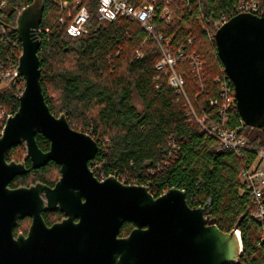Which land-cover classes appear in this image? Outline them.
<instances>
[{
	"label": "trees",
	"instance_id": "trees-1",
	"mask_svg": "<svg viewBox=\"0 0 264 264\" xmlns=\"http://www.w3.org/2000/svg\"><path fill=\"white\" fill-rule=\"evenodd\" d=\"M33 0H3L0 25L13 27L17 9ZM68 7L63 9L62 2ZM85 5L87 0H80ZM135 4L152 0H130ZM264 5V0H258ZM44 12L38 49L40 85L49 111L55 117L64 114L75 131L88 134L97 143V152L89 168L97 179L114 176L124 184L145 186L153 197L171 188L185 192L190 207H202L209 200L211 217L222 232L238 224L242 251L235 264H264V222L251 218L256 206L246 194H240L239 175L249 167L256 151L264 149V132L242 126L237 110L229 111L227 125L239 128L246 146L239 156L221 146L194 118L187 115L184 98L166 84V78L154 68L160 57L157 43L147 38L140 27L126 19L99 21L95 2L90 3L88 32L69 34L68 22H59L72 12V0H43ZM235 0H200L199 3L175 2L170 24L155 18V33L170 41L171 48L187 45L203 62L202 77L190 72L186 61L179 62L177 72L184 79V92L197 118L218 119L217 78L225 74L216 54L215 44L207 39L213 22L232 9ZM66 19V18H65ZM0 34V71L15 65L21 54L15 33ZM47 30V31H45ZM139 54V55H137ZM0 82V108L13 115L18 109L17 87L23 81ZM207 122L206 124H210ZM204 124V127H206ZM36 143L47 144L41 135ZM20 146L12 148L7 162L23 159ZM27 173L15 177L9 188L28 187L54 180L57 167L33 170L25 162ZM132 228L125 223L120 235ZM21 229H16L17 232Z\"/></svg>",
	"mask_w": 264,
	"mask_h": 264
},
{
	"label": "water",
	"instance_id": "water-1",
	"mask_svg": "<svg viewBox=\"0 0 264 264\" xmlns=\"http://www.w3.org/2000/svg\"><path fill=\"white\" fill-rule=\"evenodd\" d=\"M43 12V0H33L13 27L5 26L20 42L13 79H23L24 89L0 135V264H235L242 251L238 224L220 231L209 204L191 208L182 190L153 197L145 186L93 176L88 164L97 143L70 128L64 114L52 115L42 94L36 31ZM215 49L243 124L264 132V17H232L215 32ZM36 135L49 141L47 152L38 149ZM19 145L25 150L22 161L7 162ZM27 159L32 169L50 161L59 166L53 188L8 187L27 173ZM56 209L66 218L47 227L41 214ZM25 218L31 221L26 236H14ZM125 222L135 227L122 238Z\"/></svg>",
	"mask_w": 264,
	"mask_h": 264
},
{
	"label": "built area",
	"instance_id": "built-area-1",
	"mask_svg": "<svg viewBox=\"0 0 264 264\" xmlns=\"http://www.w3.org/2000/svg\"><path fill=\"white\" fill-rule=\"evenodd\" d=\"M173 1L174 0H152L151 2L143 1L139 4H135L130 0H87L85 5H81L80 0H72V12H67L65 16L66 19L60 18L59 22L61 24H64V20L68 22L67 30L72 36H80L87 33L86 24L91 14L89 4L95 2L94 10L99 21L112 22L116 18H122L137 24L146 34L147 38H151L157 43L161 55L156 61L154 68L157 72L165 76L167 86L184 98L188 108L187 115L194 118L210 135L214 136L223 148L231 150L235 155L239 156L240 151L246 146V140L244 136L240 134L239 128L230 129L227 125L229 111L232 109L236 110V99L231 81L226 75L215 80V82L219 84L218 96L210 101V105L212 107L218 106L216 111L218 119L209 120L207 116L197 118L185 95L184 79L177 72V65L179 62L186 61L189 65L190 72L199 82L202 77L203 62L194 53L187 52L186 48H190L192 42L191 38L186 40L187 45H179L177 48L173 49L169 45V39L163 38L161 34L155 33L153 24L155 18L161 20L165 25L171 23L173 12L169 5ZM175 2L191 4L199 3L200 0H175ZM3 5V0H0V8ZM61 7L66 9L68 7V2L63 1ZM23 8L16 10L17 15ZM238 14H251L264 17V5L260 4L258 0H235L232 9L228 13H222L220 17L213 22V31L207 34L208 41L215 44V32L226 24L228 20ZM5 32L6 29L0 25V34L3 35ZM41 33V30L38 28L36 31V39L38 41H40ZM18 60L19 58L15 65H10L5 71H0V82H9L14 78L18 67ZM19 80L23 81V79L18 77L13 79L12 83L15 84ZM23 89L24 81L23 88H21V86L17 87L16 97L18 99ZM11 116L9 112L0 108V135L7 119ZM207 122L211 123L207 125ZM204 124H206L207 128L204 127ZM240 124L244 126L242 120H240ZM104 179L105 178L101 177L98 180L103 181ZM239 181L241 184L240 194H246L256 206V210L251 214V218L263 223L264 149L256 151L254 161L249 167L241 171ZM209 203L210 201L208 200L206 204ZM238 233L240 235L239 231ZM261 241L264 242V238H262Z\"/></svg>",
	"mask_w": 264,
	"mask_h": 264
},
{
	"label": "flooded vegetation",
	"instance_id": "flooded-vegetation-1",
	"mask_svg": "<svg viewBox=\"0 0 264 264\" xmlns=\"http://www.w3.org/2000/svg\"><path fill=\"white\" fill-rule=\"evenodd\" d=\"M42 136V135H41ZM43 137V136H42ZM43 138H45V137H43ZM45 140H46V142H47V144H45V145H43V147H41V146H39L37 143H36V145H37V147H38V149L41 151V152H47L48 150H49V141L45 138ZM36 142V141H35ZM21 148H23L24 149V147L22 146V145H19ZM25 162H29V164H30V161L27 159V160H25ZM50 163H53L56 167H57V170H58V176L54 179V180H49L48 181V185L47 184H43V183H40V182H35L34 183V185L35 184H42V185H45V186H47V187H49V188H53L54 187V185L56 184V182L58 181V179L60 178V168H59V166L58 165H56L54 162H52V161H50V162H48V163H46L44 166H42V167H39V168H35V169H33V170H38V169H41V168H45V167H47ZM30 166H31V164H30ZM92 174H93V172H92ZM93 176H94V174H93ZM95 177V176H94ZM96 178V177H95ZM97 179V178H96ZM98 180V179H97ZM205 205H207V204H204L202 207H204ZM202 207H191V208H202ZM42 218H43V220H44V223L46 224V226L47 227H50V226H52L53 224H55V223H60L63 219H65L66 217L64 216V214L59 210V209H56V210H53V211H43L42 212ZM210 217H211V215H210ZM212 218V217H211ZM25 221H28V223H29V226H30V219H28V218H25V219H22V220H18V222H17V226L15 227V229H14V236H17L18 234H22V235H24V236H26V234H27V232H28V230L26 231V232H21V230H18L17 232L15 231L16 229H21V225H22V223H24ZM74 222L76 223V222H78V220L77 219H75L74 220ZM125 223H127V222H125ZM124 223V224H125ZM128 223H131V222H128ZM132 224V228L130 229V231L127 233V234H124L123 236H121L120 235V231H119V237H126V236H128L129 235V233L134 229V227H135V225L133 224V223H131ZM123 226V225H122ZM121 226V227H122ZM29 229V228H28ZM121 229V228H120Z\"/></svg>",
	"mask_w": 264,
	"mask_h": 264
},
{
	"label": "rangeland",
	"instance_id": "rangeland-1",
	"mask_svg": "<svg viewBox=\"0 0 264 264\" xmlns=\"http://www.w3.org/2000/svg\"><path fill=\"white\" fill-rule=\"evenodd\" d=\"M22 149V151H23V153L25 154V150L23 149V148H21ZM23 154V155H24ZM92 171V170H91ZM52 176H54V179L58 176V173L56 172V171H54L53 173H52ZM31 185H34L33 183H30V186ZM19 187H22V186H19ZM28 228H29V223H28V221H25L24 223H22V225H21V232H26L27 230H28Z\"/></svg>",
	"mask_w": 264,
	"mask_h": 264
}]
</instances>
